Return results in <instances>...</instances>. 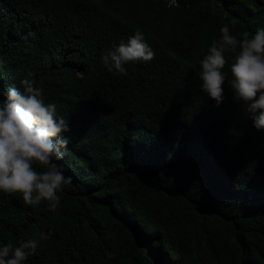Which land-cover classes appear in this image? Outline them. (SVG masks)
Instances as JSON below:
<instances>
[{
	"label": "trees",
	"instance_id": "trees-1",
	"mask_svg": "<svg viewBox=\"0 0 264 264\" xmlns=\"http://www.w3.org/2000/svg\"><path fill=\"white\" fill-rule=\"evenodd\" d=\"M224 25L254 35L264 0H0V89L30 79L56 104L73 178L55 212L0 193V247L35 239L25 264H264V131L227 82L219 106L201 91ZM137 30L155 58L109 72L101 56Z\"/></svg>",
	"mask_w": 264,
	"mask_h": 264
},
{
	"label": "clouds",
	"instance_id": "clouds-1",
	"mask_svg": "<svg viewBox=\"0 0 264 264\" xmlns=\"http://www.w3.org/2000/svg\"><path fill=\"white\" fill-rule=\"evenodd\" d=\"M219 40H213L200 62L201 91L219 106L224 99V85L232 92L233 100L243 106L257 131H264V28L254 35L242 33L239 41L230 34L228 25L220 29ZM230 78L224 72L228 59ZM155 52L145 42L140 30L106 50L101 62L109 72L126 74L125 65L150 62ZM21 88L0 89V193L6 197L20 196L23 203L35 207L41 202L55 212L61 203L58 193L73 183L65 176L62 161L70 139L68 121L57 115L55 103H45L43 89L30 79L20 82ZM53 232H41V240H49ZM35 239L21 240L0 247V264H25L36 254ZM112 256L109 254V259Z\"/></svg>",
	"mask_w": 264,
	"mask_h": 264
}]
</instances>
